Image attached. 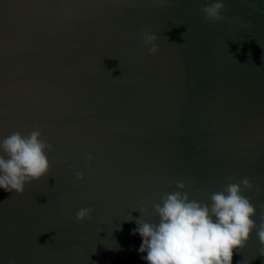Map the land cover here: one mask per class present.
Returning a JSON list of instances; mask_svg holds the SVG:
<instances>
[{"label": "water", "instance_id": "water-1", "mask_svg": "<svg viewBox=\"0 0 264 264\" xmlns=\"http://www.w3.org/2000/svg\"><path fill=\"white\" fill-rule=\"evenodd\" d=\"M212 2L0 0V139L53 146L45 176L0 190V264H145L135 219L158 223L177 182L209 203L247 178L259 225L264 0H224L222 21ZM232 264H264L255 232Z\"/></svg>", "mask_w": 264, "mask_h": 264}, {"label": "clouds", "instance_id": "clouds-1", "mask_svg": "<svg viewBox=\"0 0 264 264\" xmlns=\"http://www.w3.org/2000/svg\"><path fill=\"white\" fill-rule=\"evenodd\" d=\"M224 9V0H213L201 11L206 19L222 21ZM141 40L150 54L158 52L154 34L145 32ZM41 136L39 130H33L27 135L14 132L0 139V190L23 193L27 183L48 173L47 153L53 146ZM87 159H92L91 153ZM75 175L83 179L84 174ZM251 187L244 178L213 192L210 202L203 203L191 199L185 184L177 182L176 191L153 205L158 223L135 219L137 227L131 234L141 239L136 249L140 259L145 264H232L233 251L245 247L253 232L264 247V217L257 225L256 208L243 195V190ZM89 215L90 209L83 208L76 213V219L83 221ZM130 217L125 221L132 222L134 218Z\"/></svg>", "mask_w": 264, "mask_h": 264}, {"label": "snow or ice", "instance_id": "snow-or-ice-1", "mask_svg": "<svg viewBox=\"0 0 264 264\" xmlns=\"http://www.w3.org/2000/svg\"><path fill=\"white\" fill-rule=\"evenodd\" d=\"M133 210H138V211H141V209H140V208H136V209H133Z\"/></svg>", "mask_w": 264, "mask_h": 264}]
</instances>
